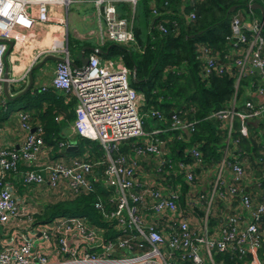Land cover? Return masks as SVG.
I'll use <instances>...</instances> for the list:
<instances>
[{
	"label": "built area",
	"instance_id": "built-area-1",
	"mask_svg": "<svg viewBox=\"0 0 264 264\" xmlns=\"http://www.w3.org/2000/svg\"><path fill=\"white\" fill-rule=\"evenodd\" d=\"M117 1L122 0H0V109L6 102L3 96L5 80L10 92L15 93L16 83L20 80L26 83L29 69L42 56L58 55L61 58L55 62L50 84L64 95L66 101L74 97L75 132L98 141L103 150V156L93 160L80 156L69 160L62 157L49 159L43 150L40 125L33 126L28 111L17 110L18 125L23 132L19 144H0V264H226L224 256L238 264H264L260 254L264 247V219H260L264 216V192L261 199L254 202L240 185L244 175L242 165L236 158L230 160L225 155L216 168L208 196L197 190L194 187L195 164L175 162L167 157L165 140L153 135L161 129L146 131L143 128L142 94L130 83L131 70L123 64L120 55L103 57L102 46L108 41L124 45L136 42L131 19L118 14ZM123 1H127L132 10L137 2ZM154 1L151 0L152 13L158 14ZM74 2L92 3L97 9V17L104 21L99 25L97 41L87 52V63H80L79 67L72 66L74 61L70 56L67 31L60 25L65 22L68 7ZM57 7L61 9L59 12ZM193 16L190 13V17ZM53 19L59 25L52 29L47 26L49 28L37 37V29ZM263 25L264 17L261 21L254 20L249 27H245L238 14L231 20L228 38L237 49V54L232 56L238 68L237 82L253 66H258L264 76ZM158 27L166 30L163 23ZM246 30L252 32L249 41ZM92 33L93 30L88 31L89 35ZM50 35V42H43ZM6 40H12L7 53ZM59 40L60 43H55ZM241 44H246L244 49ZM19 46L20 51L25 48L24 53L29 50L31 60L16 77L11 70V56ZM200 51L204 73L224 70L225 63L209 54L206 46H201ZM36 86L42 90L48 87L45 83ZM259 91L264 95V86H260ZM245 106V112L229 106L212 113L226 121V146L231 141H238L231 135L235 114L243 119L264 112V104L248 100ZM148 114L162 117L156 109L149 110ZM169 125L172 129L189 132L194 129L192 121L180 118L174 111ZM139 136L142 142L136 143L131 152H121L120 144L124 140ZM71 144H75L74 141L67 145ZM189 152L198 163L199 149L191 146ZM143 161L152 165L154 172L172 169L174 165L183 171L189 185L185 194L188 208L179 205L178 188L162 183L154 172L150 176H140ZM22 162L27 166L21 171L23 183L46 184L56 190L58 198L92 191L94 179L100 178L111 192L108 200L113 206L106 208L100 200L95 201V206L121 232L114 237H105L101 226L82 216H57L48 222L35 223L34 214L39 211V204L19 198L8 179V174L19 172ZM99 164L104 166L98 177L93 173ZM225 165L230 167L229 179L223 173ZM236 196L238 205L233 208L232 200H236ZM214 197L228 198V211L217 224L209 225ZM195 205L204 210L201 217L191 210ZM219 253L221 257L216 260L215 255Z\"/></svg>",
	"mask_w": 264,
	"mask_h": 264
},
{
	"label": "trees",
	"instance_id": "trees-1",
	"mask_svg": "<svg viewBox=\"0 0 264 264\" xmlns=\"http://www.w3.org/2000/svg\"><path fill=\"white\" fill-rule=\"evenodd\" d=\"M252 2L261 0H155L153 3L158 9V14L152 13L151 0H137L133 10L127 1L116 2L118 14L131 19L136 42L124 45L108 41L102 46L103 57L121 56L123 64L131 70V76L136 78L131 79V85L142 94L140 112L144 114L143 128L146 131L160 128L161 130L153 135L165 140L167 149L165 155L175 162L181 160L194 163L195 174L200 172L201 167L216 169L223 156L227 136L226 121L212 113L228 108L233 98L235 103L241 102L245 86L249 84L251 74L248 73L241 76L237 82L238 68L231 58L235 54L231 52L233 46L228 37L231 34V20L236 14L241 20L255 18L261 21V11L250 7ZM233 5L235 7L230 9ZM190 13L194 16L190 17ZM159 23H163L165 31L158 27ZM246 34L249 41L252 32L246 30ZM262 35L264 36V25ZM79 42L83 45L95 44L89 40ZM201 46H206L209 54L219 57L225 63L222 72L215 70L203 72ZM79 54L77 52L72 56L76 64L81 63ZM74 104V97L66 102L64 95L53 86L42 90L33 85L25 93L13 99H6L5 107L0 109V121L14 111L26 110L30 114L33 126L40 125L43 144L51 152L52 158L67 156H80L91 160L101 158L103 150L98 141L83 137L77 132L69 138L66 131L75 118ZM151 109L159 110L162 117L147 115ZM172 110L180 118L192 121L194 129L189 132L170 128ZM59 113H63L61 119L57 118ZM232 126L231 135L238 138L240 147H246L249 138L245 136L247 128L245 130L243 119L234 115ZM249 134L248 132L250 137ZM71 140L76 145L73 149L67 145ZM140 142L141 136L124 140L120 144V150L129 153L133 146ZM191 146L197 147L200 151L198 163L194 162L195 159L189 152ZM251 157L252 165L264 161V156H260L261 160L254 164ZM103 166L104 164L96 166L93 175L99 177ZM21 167L19 164L18 171H21ZM154 174L162 183L178 188L179 205L188 208L185 194L189 185L183 171L174 165L172 169L155 171ZM99 179H94L92 191L46 200L34 214L35 223L48 222L57 216H82L101 226L105 237L119 234L121 231L114 227L113 221L111 223L107 220L95 206L97 200L106 208L113 206V202L108 200L111 192ZM191 210L197 217L204 214L199 205L191 207ZM208 217L209 225L217 224L221 218L213 213ZM263 249L264 247L260 254L264 262ZM219 257L220 253L215 255L216 260ZM224 259L226 264H238V261L235 263L229 256H224Z\"/></svg>",
	"mask_w": 264,
	"mask_h": 264
},
{
	"label": "crops",
	"instance_id": "crops-1",
	"mask_svg": "<svg viewBox=\"0 0 264 264\" xmlns=\"http://www.w3.org/2000/svg\"><path fill=\"white\" fill-rule=\"evenodd\" d=\"M258 3H260L263 7V12L261 11V19H263L264 5L262 3H264V0H261V2H258ZM72 4L75 5L76 10L72 12L71 14H68V16L65 17V22L60 25H62V27L65 28V30L67 31V35H68L69 34V22H70L72 26V32L75 38H78L80 40H89L95 43L98 39V35H97L98 28L100 24L101 25L103 24L104 22L103 19L102 18L99 19L97 17L96 12H94V10L91 11V8L94 7V5L90 2H74ZM79 9L82 12L81 14L78 11ZM60 10L61 9L57 7V11L59 12ZM254 20L256 19L254 18ZM254 20L253 19L249 20V18H244L242 19V22L244 23L245 27H249ZM57 25L59 24L56 23V20L53 19L48 25L40 28V30L37 29V32H36L37 37L41 31L46 30L47 28L51 26L54 28ZM89 30H93L94 33L89 35L88 34ZM19 48L20 46L16 47L13 50L12 56H11L13 60L12 62L13 66L11 70H12V73L16 77H19L21 75V73L27 68L31 60V56H29V50H27L24 53L25 48L21 51ZM244 48H245V45L243 46V49ZM241 51H242V47H240V53ZM78 53H80V51ZM233 53L236 55L237 49L236 51H233ZM233 57L231 58L233 59ZM54 65L45 66V68H43L40 71L39 75L36 76V78L34 75V85L45 83L48 86H51L50 83H51V78L53 75ZM227 65H230V63H227ZM248 74H251V77L249 76V79H250V80L248 79L249 84L245 86V92L241 99V102L235 103V98H233L230 104V106L234 110H237L239 112L247 111L245 102L248 100L256 104H264V95L259 91V87L264 86V76L259 71L253 68L250 70ZM23 83H24L23 80H20V82L16 83L17 84L16 91L22 88L21 86L23 85ZM16 113L17 111H14L8 114L7 117H5L3 120L0 121V125L2 127V129L0 130V144H8V143L13 144L14 143L16 146H18L23 136V132L19 128ZM235 115L239 116L237 114ZM62 117H63V113H59V115L57 116L58 119H61ZM243 123L246 126L245 130L247 128V135L245 136L249 138L247 142V146L240 147L238 145V141L237 142L231 141L230 144L226 146V138H225V147H224L222 158L225 155L227 159L236 158L240 162V164L242 165L244 169V175L240 182V185L243 191L248 192L253 198V201L257 202L261 199V195L264 192V183L261 184L262 179H264V161L261 164L257 163L258 162L257 160H261L260 156H264V112L260 116H249V117L243 118ZM232 125H233V120H232ZM66 132L70 136L69 138H71L73 134L75 133V130L73 128V121L68 125ZM248 132L250 133L249 134L250 137L248 136ZM43 150L47 158L49 159L59 158V157L52 158L51 152L45 146H43ZM250 156H252L251 159L253 158L252 161H254V164L257 163V165H252ZM62 158L69 160L72 157L67 156V157H62ZM20 164L22 165L21 171L27 168V166L23 162ZM219 164L220 162L218 163L217 166H219ZM142 169L143 171L139 172L140 176L144 174H146V176L148 175L150 176V174L154 172V170L152 169V165L145 163V161L142 162ZM21 171L17 172V174L15 173L8 174V179L13 183L14 192L19 198H23L25 200L27 199L28 201L33 200L34 202H37L39 206L41 207L42 204L46 200L48 201L55 200L59 197L56 190L53 191V189L50 188L46 184L34 185V186L24 184L22 181V177H21ZM215 172H216V169L212 170L207 167H201L200 172L196 173L195 175L196 178H195L194 187L197 190L202 191L205 194V196H208L209 192L213 188V181L215 180ZM223 173H224V176L227 179H229L231 175L230 167L225 165L223 167ZM227 199L228 198L221 199V198L214 197V199L211 202L212 213L215 215L221 216L222 218L223 215L226 214L228 211V208L226 207ZM33 201L31 203H33ZM237 201H238V198L236 196V200L234 201L232 200L233 208L237 207L238 205ZM11 230L15 231L14 228H12ZM21 233L23 235L24 231H22ZM0 236H2V234H0Z\"/></svg>",
	"mask_w": 264,
	"mask_h": 264
},
{
	"label": "water",
	"instance_id": "water-1",
	"mask_svg": "<svg viewBox=\"0 0 264 264\" xmlns=\"http://www.w3.org/2000/svg\"><path fill=\"white\" fill-rule=\"evenodd\" d=\"M235 6H231L230 9H233ZM250 7L252 8H259L260 11L263 12V7L260 3L258 2H252L250 3ZM6 42L8 43V48L6 53L10 50L11 46H12V40H6ZM93 46L92 45H85L82 46L81 50H80V58H81V64L80 65H85L88 61V56H87V52L86 50H90L92 49ZM61 57L55 54H46L44 56H42L30 69L28 72V77L26 80V83L23 85V87L21 89H19L18 91H16L15 93H11L10 89H9V83L5 80L3 83V96L5 99H13L23 93H25L28 89L32 88L34 85V69L38 66H41L42 64H44L48 59H53V60H59ZM80 65L76 64L75 62H72V66L73 67H79ZM253 69L257 70L260 72V68L258 66H253ZM8 71V66H5V76L8 75L7 73ZM132 80H135V76L131 77ZM173 113V110L170 112V114ZM33 129V128H32ZM76 145L75 144H71L68 146V148L73 149L75 148ZM260 219H264V216H261Z\"/></svg>",
	"mask_w": 264,
	"mask_h": 264
},
{
	"label": "rangeland",
	"instance_id": "rangeland-1",
	"mask_svg": "<svg viewBox=\"0 0 264 264\" xmlns=\"http://www.w3.org/2000/svg\"><path fill=\"white\" fill-rule=\"evenodd\" d=\"M75 10H76V9H75V5L70 4L69 7H68V10H67V16H68V14H71V13L74 12ZM93 10H94V12L97 13V9H96L95 6L91 8V11H93ZM78 11H79L80 14L82 13L80 9H79ZM82 11H83V10H82ZM76 12H77V11H76ZM51 27H52V26H51ZM97 28H98V27H97ZM60 37H61V36H60ZM50 40H51V35H50V37H46V38H44V39H43V42H46V43L48 44V43L50 42ZM79 41H80V39L74 37V34H73V32H72V26H71V24H70V22H69L68 45H69L70 56H74L75 53H77V52L80 51V49H81V47L83 46V44L80 43ZM233 51H236V49H235L234 47L231 48V52H233ZM54 64H55V60H53V59H48L44 64H42L41 66L36 67V68L34 69V75H35V78H36V76L39 75L40 71H41L43 68H45V66H48V65L52 66V65H54ZM19 85H20V83H19ZM31 185L34 186V185H36V184H31ZM31 206H33V204H32Z\"/></svg>",
	"mask_w": 264,
	"mask_h": 264
}]
</instances>
